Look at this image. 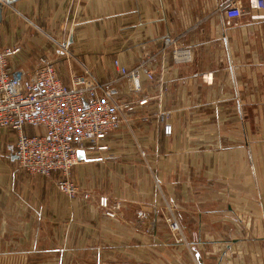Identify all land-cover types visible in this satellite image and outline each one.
Instances as JSON below:
<instances>
[{"label": "crops", "instance_id": "obj_1", "mask_svg": "<svg viewBox=\"0 0 264 264\" xmlns=\"http://www.w3.org/2000/svg\"><path fill=\"white\" fill-rule=\"evenodd\" d=\"M235 4L242 15L228 19ZM0 11V48H20L11 67L31 72L47 56L67 84L88 71L113 100L148 98L106 149L81 148L70 174L91 198L21 169L14 133L0 129V264H264V9L0 0ZM114 61L153 70L165 89L143 79L131 92ZM100 196L120 203L114 217Z\"/></svg>", "mask_w": 264, "mask_h": 264}, {"label": "built area", "instance_id": "obj_2", "mask_svg": "<svg viewBox=\"0 0 264 264\" xmlns=\"http://www.w3.org/2000/svg\"><path fill=\"white\" fill-rule=\"evenodd\" d=\"M263 9L264 0H254V10ZM224 15L228 19L241 17V7L235 4ZM19 50V46L0 48V129L14 133L13 153L21 169L38 176L58 173L56 184L61 192L91 198V192L81 190L70 174L78 162V150L84 145L106 149L100 140L126 121L136 105L146 104L148 98L113 100L111 91L88 71L74 74L67 84L58 75L54 60L47 56H40L31 72L13 68L8 60ZM114 65L118 74L128 80L131 92L141 89L143 79L160 82V89H165L153 70L128 69L117 61ZM162 131L170 135L171 125L164 123ZM98 204L111 217L121 206L119 202L110 205L105 196L98 197ZM168 222L173 233L179 230L175 221Z\"/></svg>", "mask_w": 264, "mask_h": 264}, {"label": "water", "instance_id": "obj_3", "mask_svg": "<svg viewBox=\"0 0 264 264\" xmlns=\"http://www.w3.org/2000/svg\"><path fill=\"white\" fill-rule=\"evenodd\" d=\"M0 18H1V11H0ZM84 158V150L80 149L78 150V159Z\"/></svg>", "mask_w": 264, "mask_h": 264}, {"label": "rangeland", "instance_id": "obj_4", "mask_svg": "<svg viewBox=\"0 0 264 264\" xmlns=\"http://www.w3.org/2000/svg\"><path fill=\"white\" fill-rule=\"evenodd\" d=\"M13 136V135H12Z\"/></svg>", "mask_w": 264, "mask_h": 264}]
</instances>
